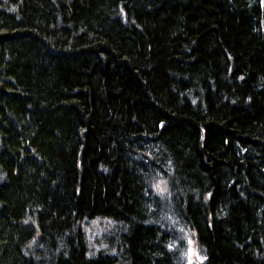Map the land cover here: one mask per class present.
I'll list each match as a JSON object with an SVG mask.
<instances>
[{
    "label": "trees",
    "instance_id": "trees-1",
    "mask_svg": "<svg viewBox=\"0 0 264 264\" xmlns=\"http://www.w3.org/2000/svg\"><path fill=\"white\" fill-rule=\"evenodd\" d=\"M190 237L264 264V0H0V264H188Z\"/></svg>",
    "mask_w": 264,
    "mask_h": 264
},
{
    "label": "rangeland",
    "instance_id": "rangeland-1",
    "mask_svg": "<svg viewBox=\"0 0 264 264\" xmlns=\"http://www.w3.org/2000/svg\"><path fill=\"white\" fill-rule=\"evenodd\" d=\"M160 188H162V185H159ZM113 223L106 219L101 220H93L89 221L86 224V237H87V243L91 249H98L99 245L96 240L101 238V235L103 232H110L112 228ZM188 252H187V262L188 264H202V256L197 250L196 244L193 241V239L190 237L188 239Z\"/></svg>",
    "mask_w": 264,
    "mask_h": 264
}]
</instances>
